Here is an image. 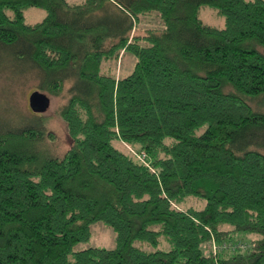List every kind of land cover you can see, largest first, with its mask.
<instances>
[{"label": "trees", "instance_id": "16d2710c", "mask_svg": "<svg viewBox=\"0 0 264 264\" xmlns=\"http://www.w3.org/2000/svg\"><path fill=\"white\" fill-rule=\"evenodd\" d=\"M0 50L39 68L70 139L0 130V264H264V0H0ZM97 221L116 245L75 250Z\"/></svg>", "mask_w": 264, "mask_h": 264}, {"label": "rangeland", "instance_id": "374dc122", "mask_svg": "<svg viewBox=\"0 0 264 264\" xmlns=\"http://www.w3.org/2000/svg\"><path fill=\"white\" fill-rule=\"evenodd\" d=\"M72 3L81 2L83 0H69ZM27 11H31L28 14ZM25 21L32 24L39 22L45 15V10L36 8L27 9ZM202 21L210 26L217 28L223 27V17H221L214 8L208 6H201L199 10ZM159 18L157 16L144 18L143 22L138 26L137 31H143L145 27H156L159 26ZM0 50V130L5 131L7 129L24 128L26 125H31L37 128H42L45 131L51 130L55 134L54 144H56L59 150H65L70 145V139L66 132L64 121L56 114V109L61 103L60 97H55L49 93L44 95L49 99L47 108L40 111H33L29 106V96L31 93L38 91L39 82L41 80V71L36 66L29 64H22L14 59L13 52L7 51L1 52ZM16 52V51H15ZM13 56H12V55ZM121 58L112 62H103V69L110 71L116 76H124L128 74L133 65L135 58L128 52L121 53ZM16 58V57H15ZM115 144L123 151L132 152L136 156V152L127 145L122 144L120 141H116ZM134 149L137 146L133 147ZM132 155V154H131ZM132 155V156H133ZM186 206H194L196 208L201 207V202L195 199H188ZM182 206L181 208H185ZM91 236L90 238L82 243H77L76 249L87 248L88 246L93 247H104L107 249L113 248L116 245L115 232L112 228L107 226L102 221H97L90 226ZM253 237V236H252ZM245 239V238H244ZM246 244V242H242ZM167 243H163V247L166 248Z\"/></svg>", "mask_w": 264, "mask_h": 264}, {"label": "water", "instance_id": "95a60500", "mask_svg": "<svg viewBox=\"0 0 264 264\" xmlns=\"http://www.w3.org/2000/svg\"><path fill=\"white\" fill-rule=\"evenodd\" d=\"M29 106L33 111H40L47 108L49 104V99L46 98L44 94L39 93L35 90V92L31 93L29 98Z\"/></svg>", "mask_w": 264, "mask_h": 264}, {"label": "built area", "instance_id": "2783aa9c", "mask_svg": "<svg viewBox=\"0 0 264 264\" xmlns=\"http://www.w3.org/2000/svg\"><path fill=\"white\" fill-rule=\"evenodd\" d=\"M144 153H141V154H136V157L138 158V159H141L142 160V158L144 157ZM228 245H226V244H222V245H220V246H217L215 243L214 244H212V249H213V252H215L217 249H222V248H224V247H227Z\"/></svg>", "mask_w": 264, "mask_h": 264}, {"label": "crops", "instance_id": "0c3cea01", "mask_svg": "<svg viewBox=\"0 0 264 264\" xmlns=\"http://www.w3.org/2000/svg\"><path fill=\"white\" fill-rule=\"evenodd\" d=\"M28 12V14H30L31 13V11H27ZM25 18H26V12H25Z\"/></svg>", "mask_w": 264, "mask_h": 264}]
</instances>
